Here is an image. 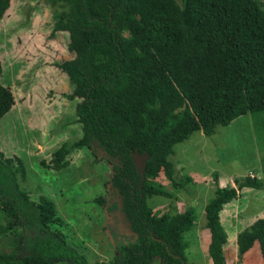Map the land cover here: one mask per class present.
<instances>
[{"label":"trees","instance_id":"16d2710c","mask_svg":"<svg viewBox=\"0 0 264 264\" xmlns=\"http://www.w3.org/2000/svg\"><path fill=\"white\" fill-rule=\"evenodd\" d=\"M10 0H0V19ZM59 6L53 32L68 33L70 59L55 63L72 85L66 95L77 98L75 115L82 135L64 142L40 165L60 169L74 149L87 147L110 165L106 194L93 198L107 212L118 209L126 236L114 243L109 262L90 263L54 227L62 223L54 202L40 195L32 200L19 187L25 180L23 160L0 150V233L21 228L30 236L13 238L0 251V264H192L187 262L183 233L194 225V209L156 214L151 195L170 193L151 182L147 162L159 164L173 189L190 176L173 177L175 144L191 133L209 137L217 125L264 112V0H50ZM130 27L126 50L124 30ZM131 51V52H130ZM232 60L218 70L216 62ZM179 71L170 75L168 68ZM196 97L188 111L185 101ZM15 104L8 85L0 83V118ZM214 196L204 207L207 248L212 264H226L227 235L220 222L223 206L240 189L261 188L255 176L237 188L220 187L212 173ZM237 182V180L235 181ZM257 242L264 263V216L236 234V259Z\"/></svg>","mask_w":264,"mask_h":264},{"label":"rangeland","instance_id":"374dc122","mask_svg":"<svg viewBox=\"0 0 264 264\" xmlns=\"http://www.w3.org/2000/svg\"><path fill=\"white\" fill-rule=\"evenodd\" d=\"M59 10L50 0H10L0 19V83L8 85L15 98L13 107L0 118V150L5 156L17 155L23 160L26 177L18 183L32 200L43 195L54 202L62 220L54 227L64 233L66 240L88 262H109L114 256V243L128 232L118 209L107 212L93 201L106 194L110 165L98 150L95 155L87 147L74 149L68 155L66 167L55 170L40 165V161H48L62 143H72L82 135L80 125L75 122L78 99L66 97L72 85L55 65L73 55L66 46L68 33L53 32L54 15ZM129 30L130 27L124 30L126 50L130 46ZM231 61L216 62L215 67L220 70ZM167 70L172 75L180 68L170 66ZM196 105L194 96L185 101L188 111ZM173 149L169 157L173 177L179 180L187 175L191 181L173 189L160 165L147 162L151 182L170 193L169 197L151 195L147 203L156 214L194 209V225L183 233L188 245L185 256L192 264H212L208 244L198 241L201 240L198 235L208 231L204 207L214 196L212 173H217L220 187H235L250 175L264 182V112L255 118L244 114L228 125H217L209 137L195 131ZM221 178L229 180L228 183L220 185ZM242 190L238 198L225 204L220 212V222L229 240L264 216V186ZM3 223L0 210V224ZM16 236L28 238L30 233L21 228L0 233V251H8ZM257 253L252 249L248 254ZM225 258L228 264L244 261L238 263L236 253L229 255V249ZM158 262L159 258L154 257L149 264Z\"/></svg>","mask_w":264,"mask_h":264},{"label":"crops","instance_id":"0c3cea01","mask_svg":"<svg viewBox=\"0 0 264 264\" xmlns=\"http://www.w3.org/2000/svg\"><path fill=\"white\" fill-rule=\"evenodd\" d=\"M252 176V175H250ZM256 178H258L257 176H255ZM259 180L262 181L263 185L262 187L264 186V182H263V179L262 178H258ZM229 180H227L226 178H221V180L219 179V183L220 185H226V183H228ZM261 187V188H262ZM245 190H247V187H243ZM243 188L240 189V191H244L242 190ZM208 230V229H207ZM198 238H201L198 239V241L200 242H206V244H209V240H210V234H209V231H203L202 232V236H199L198 235ZM231 243V244H230ZM223 249H224V255H226V252H227V249H229V255H233L236 253V235L233 237L232 240H229L228 237H227V241L226 243L224 244L223 246ZM252 249H256L258 251L257 254H253V255H250L248 254L250 250ZM226 259V258H225ZM243 263L242 264H263V260L261 258V255H260V252H259V246H258V243L255 242L251 248L244 254L243 256ZM227 261V259H226ZM226 264H228V261L226 262Z\"/></svg>","mask_w":264,"mask_h":264},{"label":"water","instance_id":"95a60500","mask_svg":"<svg viewBox=\"0 0 264 264\" xmlns=\"http://www.w3.org/2000/svg\"><path fill=\"white\" fill-rule=\"evenodd\" d=\"M241 181V180H240ZM240 181L235 185V188H237L238 187V185H239V183H240Z\"/></svg>","mask_w":264,"mask_h":264}]
</instances>
